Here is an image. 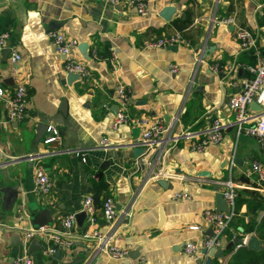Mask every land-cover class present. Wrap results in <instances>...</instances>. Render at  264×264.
I'll return each mask as SVG.
<instances>
[{
    "label": "crops",
    "instance_id": "obj_1",
    "mask_svg": "<svg viewBox=\"0 0 264 264\" xmlns=\"http://www.w3.org/2000/svg\"><path fill=\"white\" fill-rule=\"evenodd\" d=\"M255 1L219 0L217 15H233L234 25L217 22L210 26L214 0H146L144 15L125 0H0V32H7L0 47L2 96L20 82L27 91L25 111L18 118L8 117L0 96V264H12L13 257L27 252V243L17 241L22 230L31 226L33 213L45 207L52 218L48 226L62 230L60 216L78 211L86 194L97 195L99 202L109 194L119 210L129 209L112 238V243L127 249L126 255L113 259L97 251L89 231L105 234L110 226L99 206H94L91 224L85 216L80 225L75 222L71 228V245L60 246L57 256L54 251L49 255L42 250L29 253L32 264H194L182 251V244L199 242L207 233L209 225L200 213L204 207H215V185L222 187L230 179L236 195L248 198L255 192L264 197L250 169L251 160L261 158V144L254 136L236 135L226 103L236 86L218 82L219 73L231 80L245 73L228 66L244 61L237 52L235 26L250 28L262 22L264 5L261 14L254 16ZM164 5L175 6L168 20L158 14ZM49 29L77 39L71 55L87 67L86 76L67 79L63 55L55 50L46 33ZM174 30L190 45L179 43L175 50L145 45ZM204 38L205 48L213 47L203 52L202 62L193 65L192 49ZM80 42L85 47H78ZM6 47L9 52L3 53ZM110 47L116 55V74L129 94L131 116H161L167 121L177 114L173 132L194 131V137L210 127L212 118L226 124L220 141L200 151L191 148L193 137H179L175 143L174 137L164 140L169 149L152 170H160L169 186H161L150 177L153 173L147 176V167L136 164L132 151L139 133L133 136L136 126L129 121L111 126L117 77L100 56L108 54ZM12 51L19 54L16 61L11 59ZM170 62L178 63L174 73L167 69ZM213 62L218 63L217 71L209 66ZM191 75L194 80L188 87ZM38 123L43 125L39 129L42 135L47 124L58 127L60 144L49 147L41 138L35 140ZM102 137L108 145L100 143ZM76 150L84 161L73 153ZM37 163L52 182L46 194L34 190ZM201 170L207 174H199ZM244 210L241 204L239 213ZM226 229L232 238L235 231L230 225ZM224 231L223 244L227 241ZM225 257L213 258L224 264Z\"/></svg>",
    "mask_w": 264,
    "mask_h": 264
},
{
    "label": "built area",
    "instance_id": "obj_2",
    "mask_svg": "<svg viewBox=\"0 0 264 264\" xmlns=\"http://www.w3.org/2000/svg\"><path fill=\"white\" fill-rule=\"evenodd\" d=\"M107 2H117L119 0H104ZM126 4L133 7L140 15L147 13L146 0H125ZM219 0H214L212 7V17L210 26L217 22H223L234 25L233 15L218 16L217 4ZM264 5V0H257L254 4V16L257 13L261 14V8ZM51 38L55 50L63 55V69L65 71L76 72L79 76H86L88 69L82 63L73 59L71 49L76 45L77 39L73 37H66L56 29H49L46 31ZM234 39L237 44V52L249 50L254 57L253 62L247 61H233L228 66V69H242L244 75L237 76L234 79L218 74V82L228 86H236V89L228 94L226 103L229 110L232 112L233 118L229 123L235 126V133H244L249 136L256 137L262 147L261 158H254L250 162V169L256 175L257 182L261 189L264 190V17L260 24L256 23L253 27L247 28L236 25L234 28ZM7 37V32H0V47L4 39ZM183 43L189 46V41L183 37L179 30H174L157 37H153L145 42L147 47H165L169 44ZM206 46V38H204L199 46L192 49V63L193 65L204 60L203 52ZM192 47V46H191ZM93 56L96 53L93 51ZM19 54L12 51L11 59L16 61ZM110 69L117 77L113 86L114 103L117 109L114 112L111 126L116 127L121 122L129 121L132 125L139 127V133L134 138V145L142 147V152L136 156V164L142 163L147 167V176L152 179L161 175V171H153V165L158 159L168 151L169 145H165L164 140L168 137H174V143L179 137L196 138L191 142V148L197 151L202 150L209 144H215L220 141L222 137V130L226 124L220 122L217 118L211 119L210 127L201 135H197L194 131H181L175 134L173 129L178 121L177 114L173 115L169 120L163 117H155L149 119L146 117H134L128 113L129 94L118 78L117 61L114 50L110 47L107 57ZM210 68L214 71L218 70V63H210ZM178 63L170 62L168 64V71L174 73L178 69ZM193 76L188 79V87L193 83ZM3 95V89L0 86V96ZM5 103V111L9 118L21 117L25 111V104L27 98L26 87L23 82L18 83L13 91L2 96ZM254 101L259 105V109L249 107V103ZM40 141L49 147H55L61 142V131L53 124H47L45 133L42 135ZM100 143L103 146L108 145L106 137H102ZM1 151V148H0ZM76 155H81V160H85L84 155L79 151L73 152ZM29 158L30 155H29ZM232 162V159L230 160ZM34 190L46 194L50 191L52 182L49 175L46 173L42 164L37 163L34 166ZM222 196L226 205V209H215L214 207H204L201 209L200 218L205 224L211 226V234L206 233L199 242L187 240L182 244V251L186 253L194 262V264H206V252L202 253L201 248L222 247V234L227 227L230 219L235 214L234 185L230 179L224 180L222 185ZM99 209L103 219L109 224V231L105 234L100 233L96 229L89 231L90 236L95 240L97 251H102L108 254L113 259L124 257L127 253L125 247H120L112 243L113 236L117 233L120 222L123 217L129 215V209L119 210L116 208L115 201L111 195L107 194L100 199ZM85 212V216L91 224L94 221V204L93 196L86 194L81 198L80 209ZM76 212V211H75ZM75 212L69 211L62 214L59 218L62 230H56L48 225L29 226L22 230V244H26L31 237H37L43 243V250L46 254H51L56 246L67 247L72 244L70 238V230L75 223ZM190 228L198 229V225H190ZM249 232H238L237 236L242 238L241 244H244ZM87 235V234H84ZM239 246L237 244L235 247ZM234 247V248H235ZM12 264H32L31 256L27 252H22L12 259Z\"/></svg>",
    "mask_w": 264,
    "mask_h": 264
},
{
    "label": "water",
    "instance_id": "obj_3",
    "mask_svg": "<svg viewBox=\"0 0 264 264\" xmlns=\"http://www.w3.org/2000/svg\"><path fill=\"white\" fill-rule=\"evenodd\" d=\"M175 10V6L173 5H164L163 7H161V9L159 10L158 14L165 20H168L170 18V15L173 13V11ZM78 47H85V43L84 42H80L78 44ZM169 49L175 50L177 49V44L173 43V44H169L166 46ZM212 45H209L205 48L204 54H206V52L210 51L212 49ZM3 53H7L9 52V48H3L2 49ZM79 75L76 72H67V79H73L78 77ZM249 107L253 108V109H259V105L257 103H255L254 101L249 103ZM117 109V105L114 103V111ZM43 126L41 125V123L37 125L36 127V133H35V140H38L41 138V131H39L40 127ZM134 130V131H133ZM133 136H135L138 131H139V127L136 126L133 129ZM133 151V155L137 156L139 153L142 152V147L134 145L132 148ZM264 165V162H263ZM140 166L143 167V164L140 163ZM199 174H207L206 171L201 170L198 172ZM156 182L159 183L161 186H169V183L166 179L162 178L161 176H158L155 178ZM214 190V199H215V209H226V205L222 196V187H220L219 185H215L213 187ZM93 204L95 207L99 206V197L97 195H93ZM116 208H119V205L116 204ZM75 222L77 225H80L83 218L85 217V212L78 210L75 212ZM30 224L31 226H38V225H50L51 224V217L49 216V213L47 211V209L45 207H41L38 211H36L35 213H33L30 216ZM241 233H245L246 231L241 230ZM208 234H211V226H209ZM18 238V237H17ZM241 240L242 238L240 236H233L231 239H229L222 247H209L207 248V250L205 248H201V252L205 253L206 252V257H205V263L209 264L213 257L216 258H223V250L227 249L231 246L235 247L237 244L239 245H243L241 244ZM17 243H22V240L18 238ZM244 245L247 248L253 249V250H258L262 247V244L260 242V240L257 238V236L254 233H249L247 238L245 239ZM43 243L41 242L40 239H38L37 237H31L27 244L25 245V250L27 251V253H32L34 251H39V250H43ZM60 252V248L59 246H56L53 252V256H57L59 255ZM133 253H129V255H132ZM77 261H72L70 264H76Z\"/></svg>",
    "mask_w": 264,
    "mask_h": 264
},
{
    "label": "trees",
    "instance_id": "obj_4",
    "mask_svg": "<svg viewBox=\"0 0 264 264\" xmlns=\"http://www.w3.org/2000/svg\"><path fill=\"white\" fill-rule=\"evenodd\" d=\"M241 53L240 59H244V61L247 62L254 61V57L249 50L242 51ZM107 55L108 54L103 52L100 54L103 58L107 57ZM241 204L245 205V210L239 213ZM234 211L235 214L230 219L227 227L230 225L232 230L235 231L234 236L238 235L240 229L246 232H253L260 240L262 247L258 250H253L247 248L243 244L235 248L231 246L224 249L223 256H226L224 264H264V197L255 192L248 198L240 197L235 194ZM260 211H262V213L258 216ZM226 228L224 232L228 241L232 233L227 231ZM218 263L217 259L213 258L209 264Z\"/></svg>",
    "mask_w": 264,
    "mask_h": 264
}]
</instances>
